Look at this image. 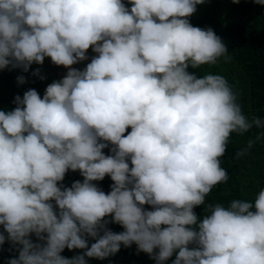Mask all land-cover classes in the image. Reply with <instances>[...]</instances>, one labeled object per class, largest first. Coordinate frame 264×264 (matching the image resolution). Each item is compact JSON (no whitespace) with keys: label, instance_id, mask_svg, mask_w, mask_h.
<instances>
[{"label":"clouds","instance_id":"1","mask_svg":"<svg viewBox=\"0 0 264 264\" xmlns=\"http://www.w3.org/2000/svg\"><path fill=\"white\" fill-rule=\"evenodd\" d=\"M200 3L0 0V68L33 62L46 79L35 62L62 65L42 96L28 88L0 110V243L18 246L6 264H87L133 242L155 264L173 254L171 264H264V187L205 204L228 179L218 157L230 133L264 129V118L242 113L222 75L187 70L226 54L225 37L189 22ZM69 169L83 180L58 185ZM105 174L107 194L92 182ZM107 214L122 231L106 227ZM65 247L85 252L67 258Z\"/></svg>","mask_w":264,"mask_h":264},{"label":"trees","instance_id":"2","mask_svg":"<svg viewBox=\"0 0 264 264\" xmlns=\"http://www.w3.org/2000/svg\"><path fill=\"white\" fill-rule=\"evenodd\" d=\"M121 3L128 8L131 0H121ZM188 19L193 26L210 27L214 33L217 32L227 41L226 54L218 58L215 64L201 65L200 76L205 73L222 75L236 93L242 113L249 119L253 116L264 118V4L255 3L254 0H236V2L202 0V3L196 5L195 11ZM33 70V62L27 71L11 66L0 68V110L7 111L14 108L16 106L13 103L14 96L17 94L22 96L28 88L35 89L40 96L43 95L46 85L50 82L44 78L40 79V75L33 74ZM18 75L25 77L23 83L17 82ZM241 87L244 89L241 90ZM128 131H130V126L126 127L123 135H126ZM257 133H261L258 140L255 139ZM249 139L254 140L252 146L244 155L234 158L235 152L244 148ZM110 147L112 145L108 143V146L101 151L108 155ZM218 159L228 179L212 187L205 197V204L220 202L226 206L233 198L253 199L259 188L264 187V129L253 128L244 133H230L225 151ZM126 162L131 167L130 160L126 158ZM74 180H83L79 169L66 170L62 181H58L57 184L70 186ZM92 182L107 192L110 191V185L113 183L107 174L102 179ZM54 206L53 201V208ZM142 207L149 210L152 208L147 203ZM193 211L198 217H202L206 214L205 205H195ZM111 215L107 214L102 218L109 221L106 227L114 232L122 231L123 226L112 222ZM0 233L7 237L2 224H0ZM29 238L34 243L38 240L33 233H29ZM85 238L88 242L86 247H89L96 239L87 234ZM155 251L158 249H154ZM84 252L85 249L65 247L60 254L71 258ZM16 256H18L17 245H13L7 238L0 243V264H6L8 258ZM173 259H175V254L168 257L162 264H171ZM85 260L87 264H155V259L148 253L142 250L137 251L134 242L129 246L121 244L117 252L108 257L85 256Z\"/></svg>","mask_w":264,"mask_h":264},{"label":"rangeland","instance_id":"3","mask_svg":"<svg viewBox=\"0 0 264 264\" xmlns=\"http://www.w3.org/2000/svg\"><path fill=\"white\" fill-rule=\"evenodd\" d=\"M224 1H230V0H224ZM76 63L79 64L80 66L82 64L81 61L76 62ZM55 65L56 64H54L51 61L50 57H48V56H45L43 58L42 63H40V64H37L35 62L36 69H39V73H41V75H43L46 78V80L49 81V82L54 80L53 79L54 78L53 74H54V71H55V67H61L62 66V65H56V66ZM201 68H202L201 66H198L197 68H193V67L189 66L187 70L189 72L195 73L197 75V77H199L200 76V72H201ZM244 87H241L240 89L242 90V89H244ZM104 192H105V194H107V191H104ZM55 209H56V205L54 206V210Z\"/></svg>","mask_w":264,"mask_h":264},{"label":"crops","instance_id":"4","mask_svg":"<svg viewBox=\"0 0 264 264\" xmlns=\"http://www.w3.org/2000/svg\"><path fill=\"white\" fill-rule=\"evenodd\" d=\"M89 52H90V53L93 52V51H92V46H91V45L89 46Z\"/></svg>","mask_w":264,"mask_h":264}]
</instances>
